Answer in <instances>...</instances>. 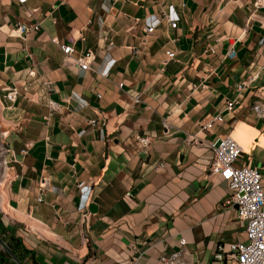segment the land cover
I'll return each instance as SVG.
<instances>
[{"label": "crops", "instance_id": "crops-1", "mask_svg": "<svg viewBox=\"0 0 264 264\" xmlns=\"http://www.w3.org/2000/svg\"><path fill=\"white\" fill-rule=\"evenodd\" d=\"M253 1L0 0V136L17 159L0 184V264H162L180 237L217 264L218 243L244 239L211 152L187 136L230 134L264 187V118L251 109L264 100V0ZM168 5L177 26L144 36ZM17 20L42 26L23 38ZM51 39L74 56L92 49L89 69ZM168 39L176 56L163 64Z\"/></svg>", "mask_w": 264, "mask_h": 264}, {"label": "built area", "instance_id": "built-area-1", "mask_svg": "<svg viewBox=\"0 0 264 264\" xmlns=\"http://www.w3.org/2000/svg\"><path fill=\"white\" fill-rule=\"evenodd\" d=\"M25 4L27 0H9ZM263 0H254L253 4L258 6ZM30 13L32 11L28 9ZM178 16L175 9L168 5L166 8L161 7L159 15L154 16L143 28L144 36L155 31L160 27L163 31L173 29L177 26ZM41 21L24 22L17 20L14 22V30L23 38L30 32H36L41 28ZM165 29V30H164ZM59 48L65 59L72 57L74 63L82 70L90 67V59L93 57L92 49H87L84 53L74 56V47L71 44L60 43L58 40L51 39ZM173 40L168 39L165 43L163 64L173 60L176 56V50L167 45ZM236 50L233 45L227 49L225 58H233ZM249 80L236 84L237 90L247 87ZM122 86V83H119ZM18 95L16 87H9L2 97L9 102V106L15 102ZM99 96V93H97ZM136 101L138 99L136 98ZM235 99L226 101L224 110L232 111ZM49 104L55 106V102L49 101ZM251 109L255 116L264 118V100L255 99L251 104ZM222 115L217 113L201 124V128L209 129L214 123L222 121ZM95 124L96 119L89 121ZM165 127L166 121H163ZM2 136L4 133L0 132ZM144 143L148 142V137H140ZM187 141L207 148L211 152V159L208 165L209 174L220 175L227 183L229 192L222 201L225 208H234L238 219L245 221L244 239L238 241L220 242L216 245L213 258L217 264H264V187L262 186V175L257 166H247L239 164L237 159L242 151L240 143L227 134L223 137H198L196 134H188ZM26 154V149L21 150ZM17 159L11 149L1 139L0 136V184L2 186L8 183L10 178V167ZM3 181V182H1ZM6 189V186H4ZM89 193V192H88ZM130 196L131 192H125ZM42 201V197H37ZM2 211L3 209L0 208ZM85 223L87 216H84ZM84 240L88 238L84 235ZM180 246L168 252L160 253L159 260L162 264H201L197 259L196 251L190 248L186 240L179 238ZM132 264V263H129Z\"/></svg>", "mask_w": 264, "mask_h": 264}]
</instances>
